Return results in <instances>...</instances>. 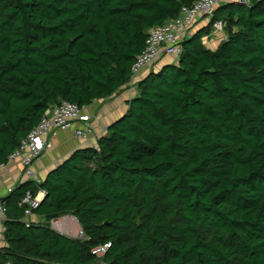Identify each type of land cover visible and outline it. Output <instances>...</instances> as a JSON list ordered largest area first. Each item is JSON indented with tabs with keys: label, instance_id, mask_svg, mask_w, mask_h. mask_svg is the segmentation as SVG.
<instances>
[{
	"label": "trees",
	"instance_id": "trees-1",
	"mask_svg": "<svg viewBox=\"0 0 264 264\" xmlns=\"http://www.w3.org/2000/svg\"><path fill=\"white\" fill-rule=\"evenodd\" d=\"M196 0H0V163L49 108L127 86L150 31ZM177 62L141 78L97 147L7 205L0 264H264V0L217 6ZM216 22L226 38L210 49ZM28 191L45 193L26 224ZM73 216L86 239L55 231Z\"/></svg>",
	"mask_w": 264,
	"mask_h": 264
},
{
	"label": "built area",
	"instance_id": "built-area-1",
	"mask_svg": "<svg viewBox=\"0 0 264 264\" xmlns=\"http://www.w3.org/2000/svg\"><path fill=\"white\" fill-rule=\"evenodd\" d=\"M235 0H196L190 7H183L178 18L150 31L145 50L137 58L133 66V74L127 87L134 92L141 75L155 67L162 57L173 56L179 58L182 54V42L194 32L195 25L204 17L211 18L214 9L224 3ZM246 3L249 0H242ZM213 30L224 33V23L216 22ZM87 107L81 108L75 104L63 101L59 106L46 110L40 124L22 140L20 147L9 157L8 162L0 163V177L10 167L15 166L21 171V177L7 187V194H11L15 188L25 182L42 181L37 177L35 165L38 159L51 147L50 137L61 131H71L76 139L91 143L95 137V131L90 124L91 115L86 112ZM45 198L44 192L33 195L28 191L23 197L20 206L24 208L23 221L30 224L34 220L37 210ZM7 205L0 201V249L5 240L7 231ZM77 224L78 228L75 227ZM52 228L64 235L76 239H86L81 226L73 216L54 220ZM79 229V230H76ZM111 245H99L92 248L91 253L101 264L105 262Z\"/></svg>",
	"mask_w": 264,
	"mask_h": 264
},
{
	"label": "crops",
	"instance_id": "crops-1",
	"mask_svg": "<svg viewBox=\"0 0 264 264\" xmlns=\"http://www.w3.org/2000/svg\"><path fill=\"white\" fill-rule=\"evenodd\" d=\"M206 25V20H200L195 25L194 32L206 27ZM205 38L209 39L207 42L204 40L207 47L216 50L226 38V34L225 32L222 34L213 30L212 33ZM177 61L178 59L173 56H164L156 65V69L161 68L165 64L175 63ZM153 68L145 71L141 75L140 79L149 72L154 71ZM133 94L134 92L130 91L127 86H124L112 97L95 101L86 109V112L92 117L90 124L93 126L95 131V137L91 143H87L81 139H76L71 131H61L52 135L49 139L51 147L36 162L35 171L37 177L41 181H44L52 170L57 168L75 151L88 147H97L98 139L106 135L109 127L126 113L129 100L132 96H134ZM20 172L21 171L18 167L10 166L2 174L0 177V199L8 195L7 187L21 177ZM32 219L34 221L37 220V216L35 215ZM5 245L6 240H4L2 247Z\"/></svg>",
	"mask_w": 264,
	"mask_h": 264
},
{
	"label": "rangeland",
	"instance_id": "rangeland-1",
	"mask_svg": "<svg viewBox=\"0 0 264 264\" xmlns=\"http://www.w3.org/2000/svg\"><path fill=\"white\" fill-rule=\"evenodd\" d=\"M222 34H224V33H222ZM204 40H205L206 42L209 41L208 38H205ZM156 67H157V66H155L154 68L152 67V68L155 70ZM152 68H151V69H152ZM132 90H133V91H137V87H135L134 89L132 88ZM134 93H135V92H134ZM78 224H79V223H78ZM75 227L78 228L77 224H75ZM55 230H57V229L55 228ZM76 230H79V229H76Z\"/></svg>",
	"mask_w": 264,
	"mask_h": 264
}]
</instances>
